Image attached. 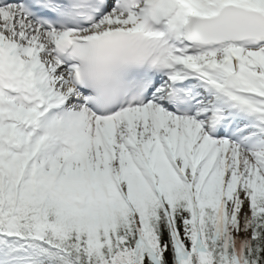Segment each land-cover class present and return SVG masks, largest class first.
<instances>
[{"label": "trees", "instance_id": "1", "mask_svg": "<svg viewBox=\"0 0 264 264\" xmlns=\"http://www.w3.org/2000/svg\"><path fill=\"white\" fill-rule=\"evenodd\" d=\"M208 184L200 190L196 206L186 204L178 216L167 214L158 201L153 204L137 190L128 192L132 209L117 198L115 202L95 206L85 213L56 199L45 200L43 193L28 187L13 202L9 193L7 209L12 204L6 216L15 210L16 234L23 238L38 237L40 239L36 240L44 244L20 238L10 239L8 243L20 251L19 255L27 264H155V259L158 264H184L183 259L189 261L187 264H264V214H247L249 218L243 229L235 231L233 225L240 207L228 211L227 198L211 192L209 187L213 183ZM176 195L167 192L165 204L168 205L167 197ZM157 206L163 217L154 213ZM136 217L143 225L141 230L136 228ZM86 220L93 221L101 233L100 252L96 256L95 251L86 247L90 236L81 231ZM185 222L190 225L184 227ZM33 225L41 229L52 226L54 234L45 230L41 236L30 233ZM68 227H78L76 235L70 233ZM190 227L193 238L187 234ZM143 236L149 238L146 245L141 244ZM46 244L66 255L49 250ZM155 252L153 259L150 255Z\"/></svg>", "mask_w": 264, "mask_h": 264}, {"label": "rangeland", "instance_id": "2", "mask_svg": "<svg viewBox=\"0 0 264 264\" xmlns=\"http://www.w3.org/2000/svg\"><path fill=\"white\" fill-rule=\"evenodd\" d=\"M255 136L256 135H252L254 140ZM20 138L21 137L15 135L9 137V139L13 141L12 147L16 152L0 148V186H2V189L13 182V179L19 172V167L23 169L26 166L32 171V179L35 184L39 185L41 188L46 187L49 190L58 192L62 198L70 197L72 198V203L79 208L87 209L94 198L101 197L102 199H108L116 188L121 189L119 178L127 174L131 169L130 165L132 166L131 160L125 162L124 158L119 155V152L118 156H116V160L113 161L114 164L108 162L107 166L104 165V162L102 164L103 166H96L92 156L86 158V161L81 162V152H79L78 155H71L70 161L67 163V152L60 155V149L56 144L50 148H45L41 141L30 144L29 140ZM5 140L6 139L3 138L2 141ZM22 140L25 141L27 145L23 150L21 149ZM258 142L259 145H257L258 143H251L249 146H236L234 144L216 142L214 144L209 143L210 145H208L206 149H195L192 145L191 148L188 149L181 143L178 145V149L173 152L167 150L166 152L169 154V158L171 156L174 157L173 160L170 158L169 162L175 161V167L178 168L179 163L182 161H188L190 166L187 174L182 172L185 183H178L177 186L179 189L178 191H174L177 195L175 197H167L169 198L167 202L171 216L172 214L173 216H178L181 211H183L186 204H196V199L200 190L205 188L203 187L204 185L208 184L207 182L205 184L200 182L201 185L196 183L197 181L195 182V186V183L193 184V179L195 176L197 177V170L202 168L206 170V174H204L203 178H208V175H212L209 177H218L217 174H219L220 184H217V181H215L214 183L216 184L213 183L211 186L210 184L208 185L210 186L211 192L227 198L228 211L236 206L240 207V211L237 214L238 219L233 225L235 231L243 229L246 218H249L247 214H264V138H258ZM148 143L149 140H145L141 145L146 146ZM172 144L174 145V142ZM53 153L56 154L57 158L53 157ZM102 155L103 153H101V156ZM147 155L149 156V154ZM149 158L157 159V157L151 154ZM153 159H151V161ZM161 159L163 158L159 160ZM57 160L59 164L56 163ZM20 164H22V166ZM86 167L91 170L92 168L98 167L101 181L96 179V170L91 171L90 178L88 179L87 176L83 174L89 171V169H87L88 171L86 170ZM260 183H262V185H258ZM187 187L189 191L185 190ZM249 193L252 194L251 197ZM3 197L4 193L0 190L1 201H3ZM151 201L155 202V200ZM154 208L156 216L163 217L160 208L158 206ZM134 220L136 228L141 230L143 226L140 223L141 220L137 217L134 218ZM186 224L188 223L185 222L183 224L184 227H186ZM82 225L81 231L84 232L85 235L88 234V236H90V239L85 242L86 247H89L91 251H95L93 253L96 256L98 252H100L98 245L101 239V233L97 230L93 221L86 220ZM46 228L45 232L49 231L51 234H54L52 226ZM77 228L78 227H75L73 229L68 227V230L70 233L76 235ZM192 232L193 229L190 227V229L187 230V234L190 238H193ZM34 233L37 234V231L35 230ZM148 240V236H143L141 244L145 243L144 245H146ZM197 246L199 247L200 245ZM146 247H148V245ZM146 250H148V248ZM156 253L157 252H155L154 255H150V257L155 259ZM5 254L6 253L0 254V264H19L16 261L12 262V259ZM182 262L184 264L189 263L187 259H183ZM154 263L158 264V260L155 259Z\"/></svg>", "mask_w": 264, "mask_h": 264}, {"label": "bare ground", "instance_id": "3", "mask_svg": "<svg viewBox=\"0 0 264 264\" xmlns=\"http://www.w3.org/2000/svg\"><path fill=\"white\" fill-rule=\"evenodd\" d=\"M199 2L197 3L198 6H203L202 2L203 0H198ZM208 1V0H207ZM234 2H231L229 0H213V2H211V5H208L209 7H215L217 8L219 5H221L224 2H229L231 4L236 5V1L233 0ZM258 3L264 2V0H256ZM209 3V2H208ZM251 3H253L251 1ZM248 4V3H246ZM259 8H257V10L261 11L262 13H264V3L259 4L258 6ZM111 15V19L109 22H103L101 21V23H97L95 26H109V23H120L121 26H125L126 28H135L137 27L138 21L135 19V17L132 14L129 13H125L124 11H121L118 13V11L116 9H113V13L110 14ZM12 18H15L14 15L10 14V11H6V12H2L0 15V39H3L6 41L7 44L10 45V51H13L15 49H17V51L20 53L9 58L7 56V54H1L0 55V85L1 87H3V85L7 84L4 81L5 77H8V79H11L13 86L14 87H19L22 89H27V90H32L33 86H29L27 84V77L28 75L24 72H22L23 69L26 68H40L42 70L41 67H43L42 63H39V61L41 59H39L36 54H38L36 52V50L34 49V51H32V49H28V47L26 46V43H23L21 40H19V42H17L16 40V32L12 31V29L8 31H3L1 29V22L8 25L10 24L9 22H11ZM119 19V20H118ZM118 20V21H117ZM117 21V22H116ZM11 27L14 29V27H16V24L12 21ZM25 29H29L31 31H37V29H34L32 27H26ZM39 34V33H37ZM18 37V36H17ZM38 37H42L41 34L39 36H34V38L31 40L29 46H32L33 48H36V42L38 41ZM1 42V40H0ZM249 46V45H248ZM36 53V54H34ZM39 55V54H38ZM24 56V57H23ZM262 66H259V68L255 71V72H250L249 70L246 72H243L242 75L239 77L238 80L242 81V84L240 83V86L242 87V89H248L247 91H257L258 86L254 83V81L256 80V78H261L264 79V75L262 73H260V70ZM252 71V70H251ZM63 72V71H62ZM43 73V70H42ZM44 74V73H43ZM40 79V72L37 71L36 77H35V81L36 84L34 85L36 90V94L38 96L41 97V99L43 101H45L47 98H53L54 94L52 93V91H48V90H42V87L39 89V85H37L38 81ZM47 79V78H46ZM248 86V87H247ZM0 87V88H1ZM257 87V88H256ZM262 89H264V86L261 87ZM61 98H57L56 100L59 101ZM259 97L255 96H246L243 98V100H246L244 103H241L242 106L247 109L248 111L251 110V108H255L257 106L260 105L259 102ZM264 103V102H262ZM3 104V108L0 107V131L1 129L10 127V125H6L4 122L5 120L10 119L13 120L15 119L16 116H18L20 113H23V117L26 119V127L29 130H32L34 133H39L40 131H42V129L40 127H38L39 122L44 121V124L49 123L48 121V117H44L42 116H38L36 113L31 112V111H27L22 108H18L16 107V105H10L11 108L7 109V104L6 102H0V105ZM162 107V106H161ZM163 109V107H162ZM119 118L121 119V121H124V119H127L124 116H119ZM261 120L264 119V116L262 115L260 117ZM130 121V123H132L133 125H130V127H133L135 124H140L142 122V124H144L145 122H148V124L152 127H155L156 130L158 129L162 134H168L169 136L173 137V134H175V131H171L169 130V128L171 127V124L169 125L166 122L165 117H163L160 113L158 114H148V115H141L140 117H138V119L136 120H131L128 119ZM43 127V125H42ZM115 127V125L113 123H111L110 121L106 120V122H104L103 124L100 125V129L101 132L103 134V136L106 137V135L108 134V132H110L113 128ZM181 129L186 132L185 134H190L193 135L194 137H200V135H202V133H200L201 131H198L197 128L193 127L192 125L188 124L181 126ZM77 133H80L81 130H83V125L78 126L76 129ZM76 134V133H73ZM149 134V133H148ZM146 133H142V136L139 137L138 139L143 141L146 139L147 135ZM120 135V134H119ZM166 138H164L163 140H165ZM190 138H187L186 140H188ZM202 139V138H201ZM193 139L190 141H187L186 143L190 144L192 143ZM193 147L195 149H206V147H199L198 143L196 141L193 142ZM96 149V148H95ZM90 175L88 174L87 177H89ZM100 181V180H98ZM68 200V199H67ZM69 201V200H68Z\"/></svg>", "mask_w": 264, "mask_h": 264}]
</instances>
